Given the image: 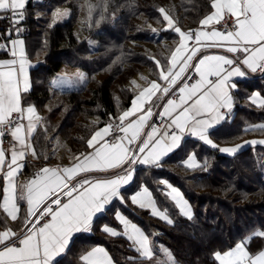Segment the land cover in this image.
I'll use <instances>...</instances> for the list:
<instances>
[{
	"label": "snow or ice",
	"instance_id": "obj_1",
	"mask_svg": "<svg viewBox=\"0 0 264 264\" xmlns=\"http://www.w3.org/2000/svg\"><path fill=\"white\" fill-rule=\"evenodd\" d=\"M109 2L87 3L89 20L97 8L101 9L100 19L95 23L104 20ZM28 3L29 0H0V20L9 21V27L0 32V52L11 57L0 59V145L6 134H10L14 141L7 150L0 146V172L4 173L6 181L0 202V209L6 216L0 215V222L7 225L8 218L13 222L22 221L19 230L7 226L0 230V264H60L59 258L66 254L74 234L91 231L94 218L104 213L114 201L126 203L122 190L133 181L136 165L162 167V159L181 147L185 135L197 137L218 151L233 155L246 145H264V140H250L234 147L219 148L210 139V130L225 122L232 113V90L237 88L232 78L245 76L244 68L264 72V0H209L212 11L199 23L203 26L224 21L223 31L184 32L165 8L160 7L158 11L167 22L164 30L179 34V44L171 52L166 65L162 66L159 60L152 58L160 69L159 79L166 82L167 87H162L156 80L150 81L148 87L132 100V106L119 115L120 124L114 127L109 122L92 132L86 141L92 152L81 153L83 159L76 157L78 162L71 167L41 168L34 178L20 186L18 192L16 176L25 166L21 161L29 151L34 157L37 155L32 144L34 133L43 128L44 139H49L44 118L38 114L35 105L23 103V94L31 88L28 71L31 61L21 35L26 31L21 24L26 19ZM69 14L67 9L55 10L49 26ZM151 31L157 33L156 29ZM193 36L198 46L189 49L187 41ZM203 48H225L234 56L198 55ZM190 70L199 78L189 75ZM193 79L194 83H188ZM87 80V74L77 69L75 73L58 74L51 83L63 89L84 85ZM157 93H160L158 97ZM169 96L176 98H168L158 113L168 118L166 123L159 126L149 123L154 115L150 106L137 119L124 125L127 118L141 112L143 104H154L153 97L163 100ZM250 99L253 103L259 99V105L264 107V99H260L259 94H253ZM146 128L150 130L145 131ZM116 131L123 135L109 140L108 137ZM243 131H264V123L247 125ZM6 151L10 152V161H6ZM44 158L47 159V155ZM184 165L192 170H206L208 161L205 159L200 163L193 153ZM5 167L7 171H4ZM109 170H119V173L106 179L79 178L81 174ZM159 184L165 186L161 194L172 203L179 216L193 221L192 206L180 189L166 180H160ZM127 199L132 205L149 210L153 217L174 225L169 209L161 210L147 186L141 185ZM21 201L26 204L23 216L20 214ZM114 218L123 225V230L104 225L102 231L130 242V247L137 253L136 257L127 258L132 264L140 259L148 260L149 264H176L174 254L163 245L158 251L165 259L160 260L154 241L120 210L115 211ZM258 237L264 238V230L252 233L227 251L214 252V259L219 264H264V249L252 253L248 248ZM78 259L82 264H115L108 251L100 246L81 253Z\"/></svg>",
	"mask_w": 264,
	"mask_h": 264
},
{
	"label": "trees",
	"instance_id": "obj_2",
	"mask_svg": "<svg viewBox=\"0 0 264 264\" xmlns=\"http://www.w3.org/2000/svg\"><path fill=\"white\" fill-rule=\"evenodd\" d=\"M87 3L100 4L101 0H31L26 6L22 25L28 31L23 37L28 59L36 64L30 70L31 88L23 100L35 105L44 118L49 137L44 139L43 128L34 133L32 143L38 162L26 164V175L33 174L41 162L71 160L86 152V141L92 132L117 120L130 106L137 93L132 84L135 76L145 74L147 80L159 78L160 69L152 58L166 65L179 43L178 33L164 30L167 22L158 11L160 7L173 17L176 26L187 32L195 30L199 21L212 11L209 0H110L104 13L106 18L96 24L101 9L97 8L89 20ZM56 6L68 7L70 14L67 20L50 27V14ZM44 10L50 14L40 13ZM79 18L83 20L85 36L97 40L95 49L89 47L86 37L76 36L75 23ZM7 27L9 21L0 20V32ZM9 56L0 52V57ZM63 66L83 70L87 82L79 89L55 88L51 78ZM254 91L264 97V73L239 83L233 94L236 104L231 119L211 133L218 145L264 138V131H243L247 125L264 123V107L250 100ZM57 137L60 144L55 146ZM191 151L200 163L208 161L206 170H192L184 165L183 160ZM52 153L57 157L53 158ZM161 163L160 168L138 167L127 190L146 185L161 210L169 209L174 225L129 201L125 210L143 228L157 232V239L174 254L176 263L219 264L214 252L233 247L254 228L264 229V145H246L236 154L226 155L190 141ZM160 180L180 188L192 206L193 221L179 216L161 194L165 186L159 184ZM104 225L120 231L110 212L99 217L91 233L78 234L72 239L67 253L59 258L60 264H81L80 254L95 244L104 245L118 264H132L127 258L137 254L125 238L102 231ZM248 248L252 253L264 249V238L253 239ZM156 255L164 259L159 251ZM136 264H149V261L140 259Z\"/></svg>",
	"mask_w": 264,
	"mask_h": 264
},
{
	"label": "crops",
	"instance_id": "obj_3",
	"mask_svg": "<svg viewBox=\"0 0 264 264\" xmlns=\"http://www.w3.org/2000/svg\"><path fill=\"white\" fill-rule=\"evenodd\" d=\"M204 18V17H203ZM202 18V19H203ZM215 24H216V22L215 21H213L211 24H209V25H200L199 24V26L195 29V30H201V31H211V30H213V29H217V30H219L218 28H216V26H215ZM184 32H187V31H184ZM23 39H24V37H23ZM206 43H211V41H206ZM179 44V43H178ZM178 44H177V46H178ZM187 44H188V46H189V49H191L192 47H196V46H198V45H196V42H195V39H194V36H193V39L192 40H189V41H187ZM176 46V47H177ZM175 47V48H176ZM200 54H203V55H209V54H221V55H229L230 57H232V56H234V54H231V53H227L226 52V49L225 48H203L202 49V52L201 53H198V55H200ZM8 58H11L10 56L9 57H0V59H8ZM242 58V57H241ZM31 61V60H30ZM34 66V63L31 61V66L29 67V69H28V71H29V76H30V70H31V68ZM242 70H245L246 71V75L245 76H243V77H233L232 78V81L233 82H235L236 84H237V88L239 87V83L240 82H242V81H245V80H247V79H249V78H251V77H253L254 75H256V74H261V73H264V72H259V71H257V72H251V70H249V69H246V68H244V69H242ZM191 73H195L194 71H191L190 70V72H189V75L191 74ZM196 74V73H195ZM199 77H198V75L196 74V79H198ZM156 81H157V83H160L161 84V86L162 87H167V83L166 82H164V81H161L159 78L158 79H155ZM150 81H152V80H147L146 78L144 79V83H142L141 85L140 84H138L137 85V87H135V89H136V91H137V93H136V95L133 97V99L136 97V96H138V94H139V92L140 91H142L144 88H146V87H148V84H149V82ZM195 82V80L193 81V82H191V83H194ZM133 84V83H132ZM236 88V89H237ZM236 89H233L232 90V95L234 94V91L236 90ZM253 94H259V98L260 99H264V97L258 92V91H254L252 94H251V96L250 97H252L253 96ZM24 95V94H23ZM160 95V93H157V97ZM157 97H153L152 99H153V101L155 102L154 104L153 103H145V104H143V107H142V110H141V112H138V113H136L135 115H133L132 117H129V118H127L125 121H124V125H126L128 122H130L131 120H133V119H137L141 114H143V112L144 111H146L147 110V108L148 107H152V109H153V113H154V115L151 117V119H150V121H149V123L150 124H155V125H157V126H159V125H161V124H164V123H166L167 122V120H168V118L167 117H161V116H159L158 115V113L159 112H161L163 109H162V105L164 104V103H166V100L168 99V98H176V97H172V96H169V97H166L165 99H163V100H158L157 99ZM233 98H234V95H233ZM132 99V100H133ZM251 100V99H250ZM252 101V100H251ZM253 102V101H252ZM23 103L25 104V105H28V104H32V103H25L24 102V100H23ZM235 104H236V102H235V99H234V104H233V109H232V113H231V115H230V117L227 119V120H229V119H231V117H232V115H233V110H234V107H235ZM255 104H258L259 105V99H257V101L255 102ZM33 105V104H32ZM132 106V101H131V104H130V106L128 107V108H130ZM127 108V109H128ZM37 109V108H36ZM127 109H125V110H127ZM124 110V111H125ZM38 112V111H37ZM157 118H163V121L161 122V123H157L156 122V120H157ZM226 120V121H227ZM117 121H119L118 119L117 120H115V121H111L112 123L113 122H117ZM225 121V122H226ZM223 123V122H222ZM221 123V124H222ZM220 124V125H221ZM105 126V125H104ZM103 126V127H104ZM219 126V125H218ZM218 126H216L214 129H216ZM102 128V127H101ZM214 129H212V130H210V139L214 142V144H216V145H218L215 141H214V139H213V135L211 134L212 133V131L214 130ZM148 130H150V129H148V128H146L145 129V131H148ZM121 135H123V133L121 134ZM250 140H264V138H250V139H247L246 141H250ZM190 141H197V142H200L201 144H204L205 146H208L209 148H213V147H211L210 145H208V144H206V143H204L203 141H200L197 137H194V136H191V135H185V137H184V140L182 141V144H181V146H183L184 144H188V143H190ZM244 142H242V143H237V144H243ZM33 144V143H32ZM237 144H233V145H218L219 146V148H224V147H234L235 145H237ZM0 146H2L5 150H7V148H5L4 147V145H3V143H2V145H0ZM34 147V146H33ZM214 149H217V148H214ZM218 150V149H217ZM93 151V149H91V148H88V150L86 151V152H84V154H87V153H89V152H92ZM220 152V151H219ZM195 154V152L194 151H191V152H189V154H188V156L190 155V154ZM220 153H222V152H220ZM171 154V153H170ZM169 154V155H170ZM223 154H226V155H232V154H228V153H223ZM168 155V156H169ZM167 156V157H168ZM188 156L183 160V163H184V161H186L187 160V158H188ZM76 157H79L81 160L83 159V156H81V154L80 155H77ZM76 157L75 158H73V159H71V160H61V159H56V160H51V161H44V162H41L40 163V166H39V168L36 170V171H34V173L33 174H30V175H26L25 173H24V169H25V166H26V164H32V163H37L38 161L36 160V156L34 157L32 154H31V152L29 151L28 152V154L24 157V159H23V161H21L22 163H24V167H23V169L22 170H20L18 173H17V176H16V180H15V182H16V184H17V191L19 192L20 191V186H22L23 184H25L29 179H31V178H34V174L38 171V170H40L41 168H43V167H45V166H48V167H56V166H59L60 168H63V167H65V166H67V167H71L73 164H75V163H77L78 161H77V159H76ZM167 157H164L163 159H162V161L165 159V158H167ZM195 158H196V160L197 161H199L198 159H197V157H196V154H195ZM6 161H10V152H7L6 151ZM161 161V162H162ZM141 166H146V165H136V169L138 168V167H141ZM4 171H7V168L5 167V169H4ZM119 173V170H109V171H106V172H92V173H90V174H87V175H85V174H81L80 175V179H84V178H89V179H106V178H111L113 175H116V174H118ZM3 172H0V202H2V199H3V191H2V189H3V185L6 183V181H4V179H3ZM169 182V181H168ZM131 184V183H130ZM141 185H144V184H141ZM141 185L138 187V188H136V189H134V190H127L128 188H129V185L128 186H126L123 190H122V195L125 197V199H126V203L125 204H121L118 200L117 201H114L109 207H108V209L104 212V213H101V214H98L95 218H94V222H95V220L96 219H98L99 217H101V216H105L106 214H108L109 212L111 213V215L114 217V213H115V211L116 210H120L121 212H122V214L123 215H125L129 220H131L133 223H135L138 227H140L147 235H149V237H150V239L152 240V241H154V243H155V245H156V248H157V251H158V249H159V246H160V243L161 242H159V240L157 239V237H156V234H157V232L156 231H148V230H146L145 228H143L141 225H139L131 216H129V214L127 213V211L125 210V208H126V205H127V202L129 201L130 203H131V201L130 200H128L127 198L128 197H130L132 194H134L136 191H138L139 189H140V187H141ZM144 186H146V185H144ZM151 191V190H150ZM21 203V216H23V214H24V211H25V208H26V204H25V202H23V201H21L20 202ZM131 205H132V203H131ZM133 206H135V205H133ZM137 207V206H136ZM110 209V210H109ZM149 211V210H148ZM150 212V211H149ZM0 215H4V216H6V214H4L3 213V211H2V209H0ZM115 219V218H114ZM115 221L118 223V225H119V228H120V231H122L123 230V225H121L116 219H115ZM93 222V223H94ZM5 226H7V227H11L13 230H19V228L20 227H22V221L21 220H18V221H15V222H13V221H11V219L10 218H8L7 219V225H5L4 223H2V222H0V230H4V228H5ZM91 231H92V229H91ZM91 231H89V232H80V233H76V234H74V236H73V238L76 236V235H78V234H82V233H86V234H89V233H91ZM72 238V239H73ZM126 239V238H125ZM72 241V240H71ZM126 241L128 242V245L130 246V242L126 239ZM70 244H71V242H70ZM161 244H163V243H161ZM96 246H100V247H104L106 250H107V248L104 246V245H102V244H95V245H93L91 248H93V247H96ZM91 248H89V249H87L86 251H88V250H90ZM134 250V249H133ZM86 251H84V252H86ZM108 251V250H107ZM134 252H135V250H134ZM67 253V252H66ZM108 253H109V255L112 257V255H111V253L108 251ZM136 253V252H135ZM137 254V253H136ZM163 254V253H162ZM64 256V255H63ZM62 256V257H63ZM62 257H60V258H62ZM113 258V257H112ZM113 261L115 262V264H118L114 259H113ZM81 264H82V262H80ZM219 263V262H218Z\"/></svg>",
	"mask_w": 264,
	"mask_h": 264
},
{
	"label": "rangeland",
	"instance_id": "obj_4",
	"mask_svg": "<svg viewBox=\"0 0 264 264\" xmlns=\"http://www.w3.org/2000/svg\"><path fill=\"white\" fill-rule=\"evenodd\" d=\"M53 9H52V12H51V14L49 13V12H47V10H44V11H42V12H40V13H42L43 15L44 14H46V13H49L50 14V19H52L53 20V12L55 11V10H57V9H60V10H65V9H67L68 11H69V13H70V10L68 9V7H62V6H56V7H52ZM68 17H69V15L67 16V17H65L64 19H62V20H58V21H65V20H67L68 19ZM51 20V21H52ZM78 21L75 23V33H76V36L77 37H79V38H83V37H86L85 36V30H84V27H83V20L81 19V18H79V19H77ZM57 21V22H58ZM22 38H23V36H22ZM87 38V42H88V45H89V47L91 48V49H95L96 48V46H97V40L95 39V38H93V37H86ZM94 42V43H89V42ZM34 64H36L35 62H33ZM77 69H79V68H76V67H71V66H63L52 78H51V81L54 79V78H56L57 77V75L58 74H62V73H69V74H71V73H75L76 71H77ZM79 70H81V69H79ZM81 71H83V70H81ZM84 72V71H83ZM85 73V72H84ZM143 77V78H142ZM146 78V76H145V74H141V75H137V76H135V78L133 79V81H135V84H133V86L134 87H137V85L138 84H142V83H144V79ZM132 81V82H133ZM52 84V83H51ZM53 85V84H52ZM54 86V85H53ZM55 87V86H54ZM82 87V85H80V86H74V87H71V88H63V90L64 89H69V90H72V89H79V88H81ZM56 88V87H55ZM57 89H59V88H57ZM60 138L59 137H57V139H56V141L54 142V144H55V146H58L60 143ZM53 158H55V156H56V154H53L52 153V155H51ZM57 157V156H56ZM170 183V182H169ZM170 184H172V183H170ZM174 187H176V188H178V189H180L178 186H176V185H174V184H172ZM181 191V190H180ZM182 192V191H181ZM183 193V192H182ZM184 197H185V195H184ZM186 198V197H185ZM187 199V198H186ZM188 200V199H187ZM189 201V200H188ZM190 203V202H189ZM261 230H264V229H262V228H259V227H257V228H254L251 232H249L245 237H248V236H250L252 233H254V232H257V231H261ZM244 240V239H243ZM242 241V240H241ZM241 241H239V242H241ZM160 245H163V246H165V247H167L166 245H164V244H161L160 243ZM235 246V245H234ZM168 248V247H167ZM232 248V247H231ZM169 249V248H168ZM230 249V248H229ZM229 249H227V250H229ZM170 250V249H169ZM227 250H225V251H227ZM259 251V250H258ZM257 251V252H258ZM220 252H224V251H220ZM256 253V252H255ZM164 255V254H163ZM164 259H165V257H164ZM176 264H178V263H176Z\"/></svg>",
	"mask_w": 264,
	"mask_h": 264
},
{
	"label": "built area",
	"instance_id": "obj_5",
	"mask_svg": "<svg viewBox=\"0 0 264 264\" xmlns=\"http://www.w3.org/2000/svg\"><path fill=\"white\" fill-rule=\"evenodd\" d=\"M29 1H31V0H29ZM21 26H22L24 29H26V31L24 32V33H26V32L28 31V28L25 27V26L22 25V24H21ZM215 26H216V28H218L219 30L223 31V30H224V27H225L224 21H221L219 24L216 23ZM228 28H229V29L231 28V21L228 22ZM24 33H22L21 35H23ZM190 75L196 79V74H195V73H191ZM195 79L188 81V83L193 82ZM162 121H163V118H157V120H156L157 123H161ZM120 123H121L120 121L113 122V125H114V127H115L116 124H120ZM121 134H122V133L116 131V132L114 133V135L108 137V139H109V140H115V136H116V135H121ZM2 139H3V145H4V147L7 148V149H9L10 146H11V144L14 143V141H13V139H12V137H11L10 134H6L5 137L2 138Z\"/></svg>",
	"mask_w": 264,
	"mask_h": 264
}]
</instances>
